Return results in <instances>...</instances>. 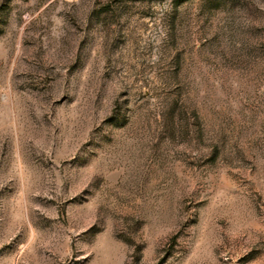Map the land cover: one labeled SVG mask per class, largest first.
<instances>
[{
  "label": "rangeland",
  "instance_id": "1",
  "mask_svg": "<svg viewBox=\"0 0 264 264\" xmlns=\"http://www.w3.org/2000/svg\"><path fill=\"white\" fill-rule=\"evenodd\" d=\"M0 264H264V0H0Z\"/></svg>",
  "mask_w": 264,
  "mask_h": 264
}]
</instances>
